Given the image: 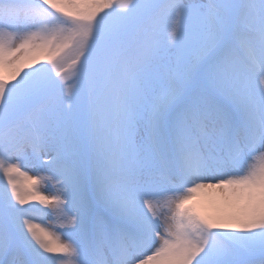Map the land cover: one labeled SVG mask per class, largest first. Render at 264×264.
I'll return each instance as SVG.
<instances>
[{
    "label": "snow or ice",
    "instance_id": "1",
    "mask_svg": "<svg viewBox=\"0 0 264 264\" xmlns=\"http://www.w3.org/2000/svg\"><path fill=\"white\" fill-rule=\"evenodd\" d=\"M0 264H264V0H0Z\"/></svg>",
    "mask_w": 264,
    "mask_h": 264
},
{
    "label": "rangeland",
    "instance_id": "2",
    "mask_svg": "<svg viewBox=\"0 0 264 264\" xmlns=\"http://www.w3.org/2000/svg\"><path fill=\"white\" fill-rule=\"evenodd\" d=\"M21 179V178H20ZM5 184H6V181H5ZM42 186H44V185H42ZM49 194V193H48Z\"/></svg>",
    "mask_w": 264,
    "mask_h": 264
}]
</instances>
